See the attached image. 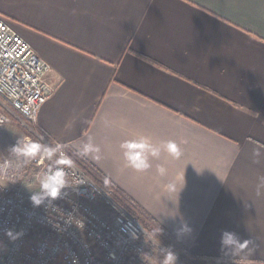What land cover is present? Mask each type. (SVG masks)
<instances>
[{"label":"crops","instance_id":"1","mask_svg":"<svg viewBox=\"0 0 264 264\" xmlns=\"http://www.w3.org/2000/svg\"><path fill=\"white\" fill-rule=\"evenodd\" d=\"M0 17L50 67L55 88L34 127L122 190L194 264H264V0H0ZM89 137L101 151L82 156ZM145 137L160 154L147 152L141 173L120 145ZM225 231L258 250L226 255Z\"/></svg>","mask_w":264,"mask_h":264},{"label":"built area","instance_id":"2","mask_svg":"<svg viewBox=\"0 0 264 264\" xmlns=\"http://www.w3.org/2000/svg\"><path fill=\"white\" fill-rule=\"evenodd\" d=\"M49 71L0 17V126L12 114L29 129L35 126L55 88L46 81ZM52 146L59 147L56 159L42 156L32 166L0 156V264H136L145 249L144 230L115 203L120 210L102 216L95 207L101 190L74 164L64 169L70 186L62 198L33 206L40 179L66 158L60 145Z\"/></svg>","mask_w":264,"mask_h":264},{"label":"clouds","instance_id":"3","mask_svg":"<svg viewBox=\"0 0 264 264\" xmlns=\"http://www.w3.org/2000/svg\"><path fill=\"white\" fill-rule=\"evenodd\" d=\"M124 152V158L128 167L136 172H147L151 168L149 163L147 152H150L154 158L159 157V151L153 149L147 138H143L140 141H125L120 145ZM99 146L94 145L89 137V142L83 146L81 155L88 156L90 153H100ZM167 153L174 159L179 160L182 157V151L180 146L174 141H168L166 143ZM11 152L18 157H23L25 162L29 160H36L42 153L46 154V158L51 159L59 152V147L46 148L39 142L33 140H25L23 143L19 141L11 147ZM254 156H259L260 153L254 149ZM94 160L99 159V155L93 157ZM57 168L52 171L49 170V174L45 175L39 181V190L33 192L31 195V203L33 206L39 207L47 200L49 202L62 198L63 190L69 187V181L65 168L72 167V161L70 159L61 157L57 160ZM253 163H259V160H253ZM157 172L159 175L164 176L167 170L164 167H158ZM261 185L264 186V177H260ZM175 186L169 185L168 191H174ZM260 195L257 190V196ZM10 236L11 233H8ZM221 249L226 255H230L236 259L246 260L251 258L258 250V245L252 239L241 240L237 234L233 232L225 231L221 236ZM163 260L161 264H176L177 255L170 249L162 250ZM243 254V255H242Z\"/></svg>","mask_w":264,"mask_h":264},{"label":"trees","instance_id":"4","mask_svg":"<svg viewBox=\"0 0 264 264\" xmlns=\"http://www.w3.org/2000/svg\"><path fill=\"white\" fill-rule=\"evenodd\" d=\"M33 129L48 145H54L42 131L36 127H33ZM61 149L64 151L66 158L73 162L72 164L79 168L103 193L107 194L119 208L133 217L158 245L173 251L177 255L180 264H194L191 258L185 254L183 248L122 190L117 188L79 154L63 146H61ZM162 248L155 247L156 257H163Z\"/></svg>","mask_w":264,"mask_h":264},{"label":"rangeland","instance_id":"5","mask_svg":"<svg viewBox=\"0 0 264 264\" xmlns=\"http://www.w3.org/2000/svg\"><path fill=\"white\" fill-rule=\"evenodd\" d=\"M25 140H33L41 143L46 148H54L52 145H48L42 138H40L32 127L29 129L28 126L24 125L18 116L14 117L11 115L10 122L0 126V156L17 158L25 161L23 157H18L11 152V147L13 145H15L18 141L23 143ZM42 156H45L46 158L45 153H42L38 158H41ZM55 159V156H53L49 160L54 161ZM34 161L35 160H29L27 162L32 166ZM95 207L104 217H110L120 210L114 202L110 200L108 195L102 191H99V197ZM143 241L145 243L144 253L136 264H161L163 257H156L154 250L155 247H162L158 245L145 231ZM164 249L167 248H162V250ZM176 264H180L178 260L176 261Z\"/></svg>","mask_w":264,"mask_h":264}]
</instances>
